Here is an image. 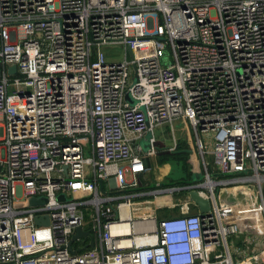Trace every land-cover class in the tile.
I'll list each match as a JSON object with an SVG mask.
<instances>
[{
    "label": "built area",
    "instance_id": "built-area-1",
    "mask_svg": "<svg viewBox=\"0 0 264 264\" xmlns=\"http://www.w3.org/2000/svg\"><path fill=\"white\" fill-rule=\"evenodd\" d=\"M176 125L204 180L143 185ZM263 188L264 0H0V264H264Z\"/></svg>",
    "mask_w": 264,
    "mask_h": 264
},
{
    "label": "rangeland",
    "instance_id": "rangeland-1",
    "mask_svg": "<svg viewBox=\"0 0 264 264\" xmlns=\"http://www.w3.org/2000/svg\"><path fill=\"white\" fill-rule=\"evenodd\" d=\"M117 54L119 55V58H122L123 55L120 54L119 50L117 49ZM177 128V140L179 142V146L182 145L183 147L187 148L189 154L184 158L180 160H175L173 158H168L167 162L164 165L160 164L161 156L157 154V156L150 161L151 170L148 172L146 177V183L145 184H151V183H159L162 186H170V185H179V184H189L192 182H195L196 174H199L202 178V181L204 180L205 172L203 169V161L201 156L199 155V150L195 144V140L188 141L187 137L184 138L182 136L180 126L176 125ZM157 135L159 136V139L161 138V135L159 132H157ZM181 138V139H179ZM203 138V137H202ZM189 139V138H188ZM190 140V139H189ZM173 139L171 140L168 138L165 145H172ZM165 145H161V148H165ZM172 159V160H171ZM207 161L212 164L213 157L208 156ZM213 171V168L211 167V172ZM217 194H219V190L217 191ZM175 199L172 200V202H175ZM259 200V198H258ZM257 204V203H256ZM179 211L178 209H168L164 215L165 218H171L174 216H178Z\"/></svg>",
    "mask_w": 264,
    "mask_h": 264
},
{
    "label": "crops",
    "instance_id": "crops-1",
    "mask_svg": "<svg viewBox=\"0 0 264 264\" xmlns=\"http://www.w3.org/2000/svg\"><path fill=\"white\" fill-rule=\"evenodd\" d=\"M215 176L219 177L220 175H218V173L216 172ZM146 177L147 175L143 180H147ZM195 182H199V181H195ZM145 183L146 181H143V185H145ZM156 184L158 183H154V184L151 183L149 185L151 188H153L154 185ZM248 189L249 188H246L245 186L221 188L219 189L218 195L222 200H227L228 202L240 205L239 213L241 214V212H243L244 209L242 207L244 206L245 203L244 199H246L244 190H248ZM256 194H257V190H256ZM162 216L165 217L164 214H162ZM243 222L247 224L248 226L247 230L241 233L240 235L234 237L230 242V246L232 247L235 254V258L237 260H244L249 256L259 253L264 248V233L262 232V230L264 229V223L262 219H259L257 215L253 217L247 216L244 217Z\"/></svg>",
    "mask_w": 264,
    "mask_h": 264
},
{
    "label": "water",
    "instance_id": "water-1",
    "mask_svg": "<svg viewBox=\"0 0 264 264\" xmlns=\"http://www.w3.org/2000/svg\"><path fill=\"white\" fill-rule=\"evenodd\" d=\"M11 71L15 73L16 68L15 67L12 68ZM128 100H130V98H128ZM142 146L146 152L149 150V144L148 143H142ZM200 180H201L200 175L196 174L195 181H200ZM190 196H191L192 201L200 207V210H201V213L203 216L209 215L211 213V204L208 200L200 197V195L196 191L191 192ZM171 200L172 199L170 198L168 202H171ZM45 203H46L45 199H40V200L32 199L30 201L31 206H36V205L45 204ZM41 221H42L41 219H38L36 222H37V224H40ZM87 234L88 233H84L81 228L77 229V234L74 237V241L77 240L78 238L87 236Z\"/></svg>",
    "mask_w": 264,
    "mask_h": 264
},
{
    "label": "trees",
    "instance_id": "trees-1",
    "mask_svg": "<svg viewBox=\"0 0 264 264\" xmlns=\"http://www.w3.org/2000/svg\"><path fill=\"white\" fill-rule=\"evenodd\" d=\"M188 154H189V152H188L187 148L183 147L182 145H180L179 150L176 153H169L164 148H161L158 152V155L161 156V159H160L161 165L165 164L168 161L167 160L168 158L180 160V159H184ZM180 185H184V184L181 183L179 185H170V186H165V187H174V186H180Z\"/></svg>",
    "mask_w": 264,
    "mask_h": 264
}]
</instances>
